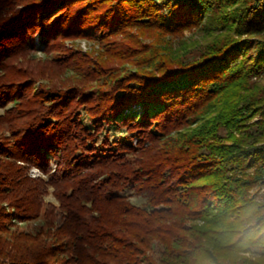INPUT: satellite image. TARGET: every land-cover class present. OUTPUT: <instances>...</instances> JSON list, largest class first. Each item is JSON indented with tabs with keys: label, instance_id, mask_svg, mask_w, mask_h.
Segmentation results:
<instances>
[{
	"label": "trees",
	"instance_id": "obj_1",
	"mask_svg": "<svg viewBox=\"0 0 264 264\" xmlns=\"http://www.w3.org/2000/svg\"><path fill=\"white\" fill-rule=\"evenodd\" d=\"M192 29L202 44L189 57L168 55L171 40L159 43ZM130 30L159 39L131 37L130 51L143 54L133 64L143 68L111 76L104 88L32 93L27 85L22 94L23 83L4 75L22 53H48L65 39L102 43ZM0 73V103L21 108L25 97L34 106L0 143L8 161L0 193L11 199L3 214L26 219L39 209L25 207L35 187L16 175L12 162L20 163L47 176L36 184L53 189L62 232L55 243L26 237L5 264H162L153 242L160 255L186 260L204 241L231 239L228 221L242 210L264 213L247 194L264 184V0H0ZM219 98L228 102L216 125L258 119L228 143L210 144L219 140L216 129L196 124ZM128 194L147 202L131 205ZM189 220L204 225L186 229Z\"/></svg>",
	"mask_w": 264,
	"mask_h": 264
},
{
	"label": "rangeland",
	"instance_id": "obj_2",
	"mask_svg": "<svg viewBox=\"0 0 264 264\" xmlns=\"http://www.w3.org/2000/svg\"><path fill=\"white\" fill-rule=\"evenodd\" d=\"M130 33L131 36L125 37L123 35H118L114 38L104 40L102 43L96 40H84L79 38L57 41L54 49L48 53L34 51L20 54V56L10 61L11 63L7 65L4 75L8 80L23 83V87H21L22 94L27 92L25 90L27 85H29L32 93H34V90H40L41 92L43 89L44 91L48 88L64 89L70 86H76L84 90L97 87L104 88V83H106L111 76L119 75L123 70L143 68L135 66L133 64L134 58H132V56L138 54V56H142V51L134 53L130 51L129 48L131 47V37H137V35L139 37V32L130 30ZM148 38L149 39L139 37L138 40L154 43L156 39H159L157 38L156 32L149 33ZM114 39H116L120 45L107 44ZM168 40H171V43L168 44L170 50L167 54L173 57L181 56V58L189 57V54L193 55L202 44L201 33L197 29L186 31L181 37L170 39L167 37L161 38L159 39V43L163 46L165 41ZM105 49L108 52H104ZM109 68L112 70L109 71ZM1 76L2 73H0V83L5 80L1 78ZM262 77H264V75H262ZM34 99L32 101H36ZM23 101L24 104L22 103L23 106L21 108V104L5 103L3 101L0 103V143H2V145L3 141H6L9 137V125L20 122L22 118L27 115L28 109L34 107L30 105V103L28 104L25 102V97H23ZM227 102L228 99L219 98V100L211 103L206 109L207 113L203 116L204 121L202 120L196 124L197 126L206 124L207 131L214 128L216 129V138H219V140L213 138L209 141L210 144L228 143V141L231 140L229 135L237 137L238 128L251 124L258 119L254 117L246 124H238L229 129L226 127V124L219 125V123H217L216 125L214 118L218 113L224 112L223 110L226 108ZM17 109H20V111ZM185 128L184 130H187V127ZM6 162H8L7 159L3 157L2 152H0V170L6 169V167H4ZM12 165V167H19L16 175H26L28 179L34 181L32 182L33 187H35L34 196L31 200L27 201L28 203L25 207L28 209L38 207L39 209L37 210V214L36 211H30V213L34 214L26 219H12L10 216L3 214V212L8 211L7 209L11 207L9 204L11 199L6 192L0 193V264H5L7 258L22 252V249L19 247L25 242L24 239L26 237L45 238V241L47 240L48 243H55L58 241L59 234L62 233H58L57 231V229L60 228L57 223L60 208L58 200L53 194V189L41 184H36L40 179L46 181L47 176L41 174L33 167L22 166L20 163L14 162H12ZM222 175L223 177L228 175L224 167L222 168ZM247 194L252 195L258 203L264 204V184L254 185L247 190ZM133 198L136 199L137 203H132ZM28 199H30V197H28ZM127 201L131 205L141 207L146 204L147 199L143 195L130 194L127 196ZM205 218H208V216H205ZM198 221L200 223L196 224L190 223L193 221L189 220L186 229L202 227L204 225L203 221ZM65 227L67 228V225ZM161 250L162 247L155 242L152 243V256L156 261H160L162 264H166L165 262L168 264H189L193 259L192 257L186 260H182V257L181 259H168L159 254ZM68 255V253L58 255L57 259L63 260L68 257ZM64 261L68 262L69 260L67 259Z\"/></svg>",
	"mask_w": 264,
	"mask_h": 264
},
{
	"label": "clouds",
	"instance_id": "obj_3",
	"mask_svg": "<svg viewBox=\"0 0 264 264\" xmlns=\"http://www.w3.org/2000/svg\"><path fill=\"white\" fill-rule=\"evenodd\" d=\"M132 203H137L135 198ZM228 223L236 234L231 239H222L219 246L204 241L203 251L189 264H264V239H261L264 237V213L250 206ZM242 238L244 242L240 243Z\"/></svg>",
	"mask_w": 264,
	"mask_h": 264
}]
</instances>
